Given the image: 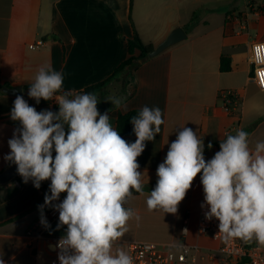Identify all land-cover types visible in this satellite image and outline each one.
Masks as SVG:
<instances>
[{"label": "crops", "instance_id": "0c3cea01", "mask_svg": "<svg viewBox=\"0 0 264 264\" xmlns=\"http://www.w3.org/2000/svg\"><path fill=\"white\" fill-rule=\"evenodd\" d=\"M178 27L187 34L184 41L147 60L125 82L115 79L106 90L108 97H127L126 111L104 102L109 103L115 128L119 114L145 105L159 107L164 119L160 133L138 157L139 170L145 172V195L135 194L130 206L141 219L130 222L121 244L126 250L125 243L132 240L162 245L185 241L196 248L195 260L186 264H224L223 241L199 232V176L175 215L149 212L146 197L181 126L196 131L205 147L215 145L204 152L206 160L220 150V139L238 129L249 133L253 147L264 140V91L254 79L251 60V46L264 42V0H0V173L10 164L4 160L10 151L7 141L19 126L10 118L16 96L4 93L5 87L22 86V96L37 111L52 110L54 101L36 104L25 89L41 65L63 71V92L80 93L107 80L129 59L128 42L135 34L156 48ZM39 43V48L30 49ZM222 58L231 61L228 72L220 69ZM115 82L122 88L110 94ZM229 90L240 102L234 114L220 99ZM20 178L19 191L10 198L9 188L0 186V257L5 264H56L58 250L51 240L65 229L56 230L58 218L50 222L44 215L50 228L40 223L38 206L45 192ZM17 185L18 180L10 188ZM185 223L187 235L182 233Z\"/></svg>", "mask_w": 264, "mask_h": 264}, {"label": "clouds", "instance_id": "9594fccd", "mask_svg": "<svg viewBox=\"0 0 264 264\" xmlns=\"http://www.w3.org/2000/svg\"><path fill=\"white\" fill-rule=\"evenodd\" d=\"M63 87V71L50 64L38 68L27 95L36 104L54 101L59 110L37 111L17 95L10 118L19 126L7 141L10 151L4 160L16 166L24 183L31 180L37 189L50 181L38 208L45 228L51 226L44 208L59 213L56 230L65 229L55 246L59 264H135L121 240L130 222L138 224L141 219L130 206L135 194L145 195V172L139 170L138 157L160 133L162 111L141 107L130 121L136 139L128 142L113 126L109 112L99 111L97 94L70 95ZM126 99L105 98L113 110L125 111ZM219 149L206 160L203 138L181 126L156 169L147 210L175 215L199 176L204 194L201 207L207 206L206 220L219 222L217 236L225 243L239 239L264 246V140L253 147L249 133L238 129L220 139ZM62 193L66 195L61 201ZM0 264H5L2 257Z\"/></svg>", "mask_w": 264, "mask_h": 264}, {"label": "built area", "instance_id": "2783aa9c", "mask_svg": "<svg viewBox=\"0 0 264 264\" xmlns=\"http://www.w3.org/2000/svg\"><path fill=\"white\" fill-rule=\"evenodd\" d=\"M42 43L36 46L30 45V49L39 48ZM251 60L253 64L254 79L259 88L264 91V42H255L251 46ZM224 109L234 114L237 112L240 102L235 91L229 90L220 94ZM27 102H30L27 100ZM50 194V193H49ZM66 193H62L60 200L62 201ZM59 202V201H57ZM204 202V194L202 189L201 204ZM42 201L39 205H42ZM56 203V202H54ZM200 204V213L198 218L199 232L202 235H210L215 240H222L217 236L218 221L213 219L208 221L205 219L204 213L208 210ZM44 215L50 222L56 220L59 213L52 208L45 207ZM38 224L33 230L34 237L38 234ZM187 230V231H185ZM189 231L188 224L182 227L183 235H187ZM60 238L52 239V243L56 246ZM126 251L134 258L135 264H186L189 260H195L192 253L196 248L189 246L185 241L176 244L162 245L154 242H139L137 240L127 241L125 243ZM57 249V248H56ZM58 250V249H57ZM221 254L224 256V264H264V246L258 245L255 241L252 243H244L236 239L225 243L221 247ZM56 264H59L58 258Z\"/></svg>", "mask_w": 264, "mask_h": 264}, {"label": "trees", "instance_id": "16d2710c", "mask_svg": "<svg viewBox=\"0 0 264 264\" xmlns=\"http://www.w3.org/2000/svg\"><path fill=\"white\" fill-rule=\"evenodd\" d=\"M154 47L152 45H145L142 43L141 38L138 36V34H135V37L128 42V52H129V59H127L125 62H123L118 68L115 69L113 74L104 82L97 84L95 86H90L87 89H84L83 92L88 93H95L99 96L100 102L98 103V109L103 114L106 112L109 108V103L105 104L106 102L105 98H107V87L113 82L115 79H121L125 82L126 77L133 73L135 70H137L143 63H145L147 60H149V54L152 52ZM138 53V55H137ZM221 71L222 72H228L231 69V61L229 58H222L221 60ZM1 87V86H0ZM25 89H29V87H26ZM1 90V88H0ZM67 93V92H65ZM68 94V93H67ZM59 106L58 104H54L52 107V111H58ZM139 109L133 110L128 112L127 114H119L116 129L119 131L120 135L122 137H135L133 132V125L131 124V118L132 116L136 115ZM212 144V143H211ZM208 146V145H207ZM205 147V151H207L209 148ZM215 146L212 144V147ZM54 155V154H53ZM18 185L12 188H9L6 190V198H10L13 195H15L19 191V185H22V180L19 177L18 179ZM50 181H44L41 183L40 189H42L43 192L48 193L49 189L47 188V185H49ZM5 187V186H3Z\"/></svg>", "mask_w": 264, "mask_h": 264}, {"label": "water", "instance_id": "95a60500", "mask_svg": "<svg viewBox=\"0 0 264 264\" xmlns=\"http://www.w3.org/2000/svg\"><path fill=\"white\" fill-rule=\"evenodd\" d=\"M187 38V34L185 31L178 27L172 31V33L165 39L162 43H160L156 48L153 49L149 54V58H154L158 56L165 50H168L170 47L181 43ZM23 87H5L3 89L4 93L17 95H23ZM84 93V92H80ZM20 175L17 173L16 166L14 164H9L1 173H0V186H5L6 188H10L14 184L17 183V179Z\"/></svg>", "mask_w": 264, "mask_h": 264}, {"label": "rangeland", "instance_id": "374dc122", "mask_svg": "<svg viewBox=\"0 0 264 264\" xmlns=\"http://www.w3.org/2000/svg\"><path fill=\"white\" fill-rule=\"evenodd\" d=\"M121 82L123 83V80H121ZM121 82H118V84L115 82V85L110 87V89L108 90V92L110 94H114L116 91H120L121 88H122V83Z\"/></svg>", "mask_w": 264, "mask_h": 264}]
</instances>
